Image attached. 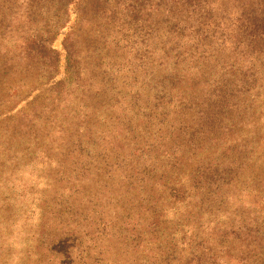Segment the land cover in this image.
<instances>
[{"label":"trees","instance_id":"16d2710c","mask_svg":"<svg viewBox=\"0 0 264 264\" xmlns=\"http://www.w3.org/2000/svg\"><path fill=\"white\" fill-rule=\"evenodd\" d=\"M250 182L264 0H0V264H264Z\"/></svg>","mask_w":264,"mask_h":264},{"label":"rangeland","instance_id":"374dc122","mask_svg":"<svg viewBox=\"0 0 264 264\" xmlns=\"http://www.w3.org/2000/svg\"><path fill=\"white\" fill-rule=\"evenodd\" d=\"M254 171H255V167L253 168L252 172H254ZM258 188H262V189L264 190V186H262L261 184H258V182H256V183H254V182H250V183H248V184H246V185L244 186V189H245V190H252V191H255V190H257ZM263 200H264V199H263ZM245 211H250V212H252L253 215H255L256 212H257V213H260V214H264V210H245ZM251 217H253V216H251ZM236 254H238V253H236ZM250 256H253V255H250Z\"/></svg>","mask_w":264,"mask_h":264}]
</instances>
